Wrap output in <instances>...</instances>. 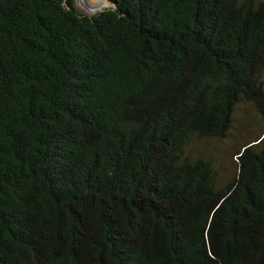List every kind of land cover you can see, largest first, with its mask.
<instances>
[{
    "label": "trees",
    "instance_id": "trees-1",
    "mask_svg": "<svg viewBox=\"0 0 264 264\" xmlns=\"http://www.w3.org/2000/svg\"><path fill=\"white\" fill-rule=\"evenodd\" d=\"M108 1L0 0V264H264V130L189 154L264 117V0Z\"/></svg>",
    "mask_w": 264,
    "mask_h": 264
},
{
    "label": "rangeland",
    "instance_id": "rangeland-1",
    "mask_svg": "<svg viewBox=\"0 0 264 264\" xmlns=\"http://www.w3.org/2000/svg\"><path fill=\"white\" fill-rule=\"evenodd\" d=\"M75 0V10L80 15H88L78 10ZM110 4V8L113 5ZM109 10V9H105ZM101 12V11H100ZM99 13V12H98ZM97 14V13H96ZM264 80V72L262 76ZM264 130V117L251 104L241 103L236 107L233 126L225 140H212L195 144L189 151L192 158H212L219 185L227 184L237 174L235 153L252 137Z\"/></svg>",
    "mask_w": 264,
    "mask_h": 264
},
{
    "label": "bare ground",
    "instance_id": "bare-ground-1",
    "mask_svg": "<svg viewBox=\"0 0 264 264\" xmlns=\"http://www.w3.org/2000/svg\"><path fill=\"white\" fill-rule=\"evenodd\" d=\"M77 8L87 14H96L110 7L108 0H78Z\"/></svg>",
    "mask_w": 264,
    "mask_h": 264
},
{
    "label": "water",
    "instance_id": "water-1",
    "mask_svg": "<svg viewBox=\"0 0 264 264\" xmlns=\"http://www.w3.org/2000/svg\"><path fill=\"white\" fill-rule=\"evenodd\" d=\"M108 9H112V8L109 7ZM78 10H79V9H78ZM79 11H80V10H79ZM76 12H77V11H76ZM81 12H82V11H81ZM83 13H85V12H83ZM86 14H87V13H86ZM88 15H91V14H88ZM84 16H86V15H84Z\"/></svg>",
    "mask_w": 264,
    "mask_h": 264
}]
</instances>
